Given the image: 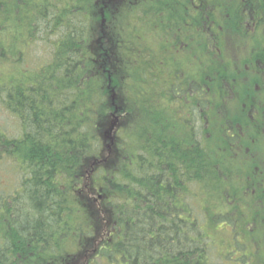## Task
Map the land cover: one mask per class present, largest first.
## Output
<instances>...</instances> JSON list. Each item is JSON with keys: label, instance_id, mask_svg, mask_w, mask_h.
I'll use <instances>...</instances> for the list:
<instances>
[{"label": "trees", "instance_id": "16d2710c", "mask_svg": "<svg viewBox=\"0 0 264 264\" xmlns=\"http://www.w3.org/2000/svg\"><path fill=\"white\" fill-rule=\"evenodd\" d=\"M0 110V264H264V0H0Z\"/></svg>", "mask_w": 264, "mask_h": 264}, {"label": "rangeland", "instance_id": "374dc122", "mask_svg": "<svg viewBox=\"0 0 264 264\" xmlns=\"http://www.w3.org/2000/svg\"><path fill=\"white\" fill-rule=\"evenodd\" d=\"M95 8H96V6H95ZM13 14H14V16L16 15V12H13ZM34 47V46H33ZM34 49H35V47H34ZM25 54H29V50L25 53ZM34 56H35V60H36V64H38V61H39V59L41 58V60H40V63H43L44 61H45V59H46V53H45V48H44V46L42 45V44H39V46H37L36 47V52H35V54H34ZM29 64V66H31V64L30 63H28ZM33 65H34V63H32ZM144 102H145V100H144ZM138 104H137V106L138 105H140L141 103H142V100H139L138 102H137ZM136 106V107H137ZM141 106H142V104H141ZM1 111V110H0ZM144 111H145V113H146V111H147V106H144ZM2 112V111H1ZM2 114H4L3 112H2ZM1 113H0V123H7V125L8 126H13L14 124H15V121H13L12 119H7L6 120V115H2ZM135 122H136V124H135ZM137 123H139V124H137ZM139 127H141V128H144L145 129V127H146V125H145V123H144V117H142L141 115H140V113H138V112H136V113H134L133 115H132V118L126 123V125H125V131H126V133L129 135V139L131 140V139H133L135 136L132 134V132L133 131H135V129L136 128H139ZM129 140V141H130ZM256 145H257V147L259 148V149H261L262 150V152H264V145H263V143H256ZM264 154V153H263ZM4 163H2V164H0V167L1 168H3V169H7L8 168V165H10V163L9 162H7V161H3ZM250 163H253V160L250 162ZM239 168V167H238ZM84 184H86V186H88L87 187V189L88 190H90L89 188L90 187H94V188H96V189H99L100 188V181L99 180H97L96 181V183L94 182V179H92L91 177H90V179L85 183L84 181L82 182V188L84 187ZM91 188V189H92ZM3 189V188H2ZM95 192H96V190H94ZM225 228H227V227H222V231H223V229H225ZM229 231V230H228ZM227 231V232H228ZM228 234H229V232H228ZM77 236H79V234H74V238L75 237H77ZM73 238V239H74ZM220 245H218L215 249H214V253L216 254V253H218L219 251H222V249H218V247H219ZM226 246V245H225ZM65 254V253H64ZM64 254L61 252V254L58 256V257H63L64 256ZM227 257H240L239 256V252H237V251H234V253L232 254V255H230V256H227ZM215 259L216 260H218V261H220V259H221V257H215ZM95 264H101L98 260H95ZM249 264H260L259 263V257H255V260H251V262L249 263Z\"/></svg>", "mask_w": 264, "mask_h": 264}, {"label": "flooded vegetation", "instance_id": "af4514ba", "mask_svg": "<svg viewBox=\"0 0 264 264\" xmlns=\"http://www.w3.org/2000/svg\"><path fill=\"white\" fill-rule=\"evenodd\" d=\"M95 1H96V5H98L99 3H102L103 6L106 3H108L109 5L110 4L122 3V0H95ZM24 81L25 82H24V84L21 87H19V85L17 86V94H16L15 98H16V100H18V102H20V97L21 98L22 97H24V98L31 97V94L27 92L29 90V88L26 85L27 82L31 81V79H24ZM14 118H15V124L12 127L15 128L17 130V133H19V136H21V134H22V121H21L20 113L19 114H14ZM1 180L4 181V179H1ZM2 188H3V191L6 190V189H4L5 188V184H3ZM19 190H20V182H19V180L16 177H14L13 178V192H15V191L18 192ZM174 202H175V208L177 209V207L179 205V198L177 196H175V195H174ZM241 258L242 257H227V259H229L230 262H231V259H234L232 261L237 262V260H239ZM234 262L233 263H229V264H236Z\"/></svg>", "mask_w": 264, "mask_h": 264}]
</instances>
